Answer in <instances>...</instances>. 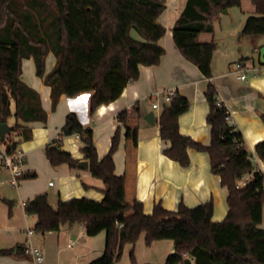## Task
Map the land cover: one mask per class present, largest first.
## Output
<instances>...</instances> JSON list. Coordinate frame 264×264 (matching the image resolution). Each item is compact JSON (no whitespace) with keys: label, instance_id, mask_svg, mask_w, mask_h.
Returning <instances> with one entry per match:
<instances>
[{"label":"trees","instance_id":"1","mask_svg":"<svg viewBox=\"0 0 264 264\" xmlns=\"http://www.w3.org/2000/svg\"><path fill=\"white\" fill-rule=\"evenodd\" d=\"M242 1L186 0L172 27L177 48L210 79L205 93L210 144L181 132L179 117L191 103L178 90L159 117L161 137L170 142L163 149L165 155L189 166L190 148L209 154L211 171L220 176L228 192L225 218L213 220L212 200L197 206L180 202L176 210L158 202L147 213L142 201L126 198V177L115 171L121 126L109 152L100 158L92 129L85 128L78 115L70 112L61 135H80L83 159L91 174L103 181L104 196L101 200L86 196L59 199L56 208L47 193L27 200L26 212L37 215V232L59 230L65 224H82L89 236L106 231L102 256L89 264L116 263L125 245L135 244L142 233L147 245L160 239L174 240L175 251L167 256L166 264H264V172L251 159L253 153L242 130L230 122L227 108L218 105L217 88L211 80L217 42L199 40L201 33L215 31L214 22L224 10L240 6ZM251 1L257 14L246 18L241 37L264 35V0ZM165 9L166 4L159 0H0V123L11 126L4 139L0 137L6 151L16 153L22 142L33 137L32 126L20 120L48 118L40 92L21 78L24 58H34L37 75L51 87L53 108L62 94L90 91L93 114L99 106L118 99L125 87L139 78L141 65L161 61L166 52L161 43L167 31L161 22ZM50 52L56 63L46 73ZM118 119L127 124V110L121 111ZM255 151L264 161V140L257 142ZM45 152L53 165L79 167L81 162L62 148L60 140L49 143ZM25 251L26 246L19 244L0 249V254L28 257ZM131 258L135 260L134 251Z\"/></svg>","mask_w":264,"mask_h":264},{"label":"crops","instance_id":"2","mask_svg":"<svg viewBox=\"0 0 264 264\" xmlns=\"http://www.w3.org/2000/svg\"><path fill=\"white\" fill-rule=\"evenodd\" d=\"M159 1L166 4L161 22L167 29L161 40L166 49L161 61L156 65H141L139 78L125 87L118 99L99 106L93 114L89 107L90 91L75 96L62 94L53 108L51 87L37 75L34 58L23 59L21 78L40 92L48 118L47 121L20 120L21 124L33 128V137L19 146V150L25 153L23 169L25 174L36 173V176L21 177L19 186H13L10 183V170L0 158V249L14 248L19 244L38 246L45 255L41 264H89L102 256L106 231L89 236L81 224H65L59 230L37 232L34 229L37 215L28 214L24 206L27 200L41 193L48 194L54 208L59 199L86 196L101 200L104 196L103 181L94 177L89 168L71 167L67 163L53 165L46 155V146L60 140L63 149L81 161L85 160L82 152L84 143L80 136L61 135L70 112L78 115L85 128L92 129L100 158L109 152L112 138L118 126H121L119 147L114 153L115 171L126 177V198L142 201L147 213H151L158 202L170 210H176L180 202L197 206L212 200L213 220L220 221L227 215L228 192L222 186L220 176L211 171L207 152L190 148L189 166L181 165L163 152L170 142L160 134L159 117L162 109H154L147 96L163 88H175L186 95L191 105L179 117L180 130L208 145L211 142V125L207 122L209 103L205 93L210 79L180 52L173 39L172 27L186 0L183 3L180 0ZM205 34L209 36L204 39L202 37ZM228 36L227 40L222 38L226 44L224 65L216 64L214 54L211 80L217 88L218 99L230 110L233 123L242 130L248 149L256 156L264 172V161L255 151L257 142L264 140V64L260 60L264 37L252 35L243 38V43H248L253 51L258 52L262 67L254 63L247 78L241 80L238 78L237 60L232 62L230 59L237 57V27L230 30ZM212 39L214 34L209 32L199 35V40L203 42ZM233 52L236 54L232 57ZM241 60L246 62L244 57ZM55 63L56 57L50 52L46 59V73ZM123 110L128 113L127 124L118 119ZM150 112L155 114L153 122L152 118L146 119ZM51 181L53 184H50ZM5 199L12 201V204L9 205ZM261 226L264 228V210ZM29 230H33V233L29 234ZM145 237L146 234L142 233L135 244L127 243L122 259L114 264H166L167 256L175 251L174 240L160 239L147 245ZM132 251L135 254L134 262L129 260ZM0 264L34 262L30 257L0 254Z\"/></svg>","mask_w":264,"mask_h":264},{"label":"rangeland","instance_id":"3","mask_svg":"<svg viewBox=\"0 0 264 264\" xmlns=\"http://www.w3.org/2000/svg\"><path fill=\"white\" fill-rule=\"evenodd\" d=\"M180 1L183 3L185 0H180ZM226 10L227 11L224 10L214 22L215 31L212 34H214V39L217 42V49L215 51L216 64L222 67L224 65L223 53L225 52L226 44L223 43L222 38H225V40H227L229 38L228 36L229 31L237 27V57L230 59L232 60V62L237 60L238 63L240 61H243L241 60V58L244 57L246 59V64L249 67L252 68L254 63L256 64L257 67H262V64L259 62L258 52L253 51L252 48L249 47L248 43L246 42L243 43L242 41L243 38L249 36H244V37L240 36V32L243 28L246 18L249 15L257 14L255 10V5L252 3L251 0H244L243 4H241L240 6H232ZM207 36H209V34L203 35L202 38L205 39L207 38ZM260 36L264 37V35H259V37ZM235 54L236 53L233 52L232 57ZM149 101L152 102L151 99ZM246 179L247 178H244L239 182L241 186L245 184ZM129 260H131V262L132 261L134 262V260L131 257L129 258Z\"/></svg>","mask_w":264,"mask_h":264},{"label":"built area","instance_id":"4","mask_svg":"<svg viewBox=\"0 0 264 264\" xmlns=\"http://www.w3.org/2000/svg\"><path fill=\"white\" fill-rule=\"evenodd\" d=\"M238 78L241 80H245L248 76L251 67H249L246 62L240 61L236 64ZM175 88H163L158 89L147 96V99L152 101V107L154 109H163L165 105L169 104L171 101L172 95L175 93ZM218 105L225 106V104L218 99ZM226 107V106H225ZM227 108V107H226ZM228 118L231 123H233L232 116L230 110L227 108ZM80 136L79 134H76ZM0 158L3 164L10 170L11 179L10 183L13 186H19V179L24 175V160H25V153L21 150H17L14 154H9L5 147L3 146L2 142L0 141ZM252 160H257L256 156L253 154L251 156ZM50 184H53L51 181ZM82 225V224H81ZM84 226V225H82ZM29 234L33 233V230L28 231ZM26 254L28 257L32 259L34 264H41L45 259V255L43 250L32 244L26 246Z\"/></svg>","mask_w":264,"mask_h":264},{"label":"water","instance_id":"5","mask_svg":"<svg viewBox=\"0 0 264 264\" xmlns=\"http://www.w3.org/2000/svg\"><path fill=\"white\" fill-rule=\"evenodd\" d=\"M227 11V10H225ZM260 60L261 63L264 64V46L260 49ZM154 112H150L147 114L146 119L149 120L152 118V122H153V118H154ZM10 124L9 123H0V137L1 139H4L6 133L10 130ZM79 166L84 167V168H88L89 167V163L87 160H82L79 163Z\"/></svg>","mask_w":264,"mask_h":264}]
</instances>
